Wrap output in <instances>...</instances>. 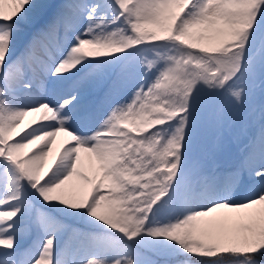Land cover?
Masks as SVG:
<instances>
[{"label": "snow or ice", "instance_id": "6c2138e0", "mask_svg": "<svg viewBox=\"0 0 264 264\" xmlns=\"http://www.w3.org/2000/svg\"><path fill=\"white\" fill-rule=\"evenodd\" d=\"M164 43L175 47L141 61L145 75L156 73L154 82L146 89L141 83L123 106L131 71L88 65ZM65 78L71 91H63ZM46 84L51 98L26 105ZM201 87L224 93L226 103L216 108L210 145L197 155L193 103ZM81 89L96 107L110 109L99 122L80 107ZM37 113L44 114L45 122L35 125L42 127L12 141ZM77 121L84 124L79 134L72 127ZM233 130L238 157L226 166L220 154L228 148L225 132ZM61 134L70 142L46 173L44 162ZM0 163L16 172L0 174V183L15 189L0 208L20 201L27 183L44 205L86 211L130 243L143 235L176 246L171 252L126 247L112 255L108 242L83 236L82 244L104 245L103 256L84 264H264V0H0ZM78 165L95 177L78 173ZM77 175L85 181L72 186L82 194L78 200L60 191ZM193 202L203 206L190 210ZM221 209L244 215L199 223ZM24 211L0 210V236L6 234L0 264H58L55 237L38 256L16 239L15 233L28 235L44 209L31 208L30 223Z\"/></svg>", "mask_w": 264, "mask_h": 264}, {"label": "rangeland", "instance_id": "374dc122", "mask_svg": "<svg viewBox=\"0 0 264 264\" xmlns=\"http://www.w3.org/2000/svg\"><path fill=\"white\" fill-rule=\"evenodd\" d=\"M5 7L10 8L11 6L5 5ZM174 47V45L169 43L140 46L139 48L129 50L128 52L120 54L114 58H102L99 60L88 61V65L94 70H107L113 65H121L127 67L131 71L132 74L128 84L124 88V91H122L119 98V103L121 106H123L130 102L133 92L140 86L141 83L145 85L146 89L147 86L153 83L155 80V72L149 73L147 75L144 74V71L141 67V61L144 59H155V54L157 52H169L173 50ZM18 48L22 52L24 43H18ZM162 67V64L158 65V69ZM49 78L54 79L52 77ZM68 84H70V81L67 79L66 82L64 81V85H66L63 88L64 92L71 91V88ZM194 95L197 97V100H195L193 103L195 126L193 128L192 149L193 152L198 155L202 150L206 149L210 145L211 140L215 135V111L219 105L226 103V98L222 92H215L214 90L210 91L202 87L199 88L197 93ZM79 98H82L80 107L93 112L94 122H99L101 117L106 115V112L110 110L96 107L91 102L88 89H81L79 92ZM65 123L71 124V121H67ZM175 124L176 122L174 121L173 126H175ZM72 127L77 129V134H79V131L83 129L84 124L80 121H77L72 125ZM164 127L168 128L167 125ZM168 130L169 132L172 131L171 128ZM233 134H235V130H233L231 133L225 132V142L227 143L228 148L225 152L220 154V157L224 160L226 166L234 163L238 157L237 147L230 143V141L228 143L229 138ZM17 139L18 135L13 134L11 140L14 141ZM81 139L85 141L88 140L87 137H81ZM51 156L53 159L57 157L55 152H53ZM77 171L84 176H88L89 179H93L95 177L94 170L88 168L87 166L80 165L78 166ZM0 174L5 176H14L16 175V172L10 165L0 163ZM77 176L80 178L79 175ZM80 180L81 185H84L85 181L81 178ZM4 190L8 196L13 194L15 191L13 188H6L4 183H0V195L4 194ZM101 191H106V189H101ZM81 195V193H78V196L72 198L78 200ZM164 199V207H167V198ZM36 206H40L44 209L39 223L33 225L30 228L27 236H21L19 233H15L16 239L19 242L25 244V246L30 250L31 256L39 255L44 241L49 237H55L58 252V264H69V260L70 264H84L85 260L91 255H104V245L82 244L81 238L83 236L96 237L98 240L108 242V244L111 245L110 254L112 255L117 253L123 254V249L126 247H144L135 245L133 242H128L122 234L113 232L106 226L97 222L94 218L89 217L86 214V211H69L55 203L51 205H44L43 202L39 200L38 196H36V194L33 192V190L28 187L27 183L24 185L22 199L20 201L13 202L11 205H5V207L0 208V210H11L12 207H22L25 209V211L21 214V216L30 223L31 221L29 219L28 212L31 208ZM103 210L104 209H102V211ZM192 210H197V208ZM184 214H186V212L181 210V217ZM158 219L161 220L162 224L168 222L166 215L158 216ZM20 227H23L22 223H20ZM0 238H6V234L5 236H0ZM140 239L142 243L147 245L151 244V246L154 247H159L162 242H167L168 246L174 245L173 243H170L166 240L152 239L143 235L140 237ZM170 251L171 249L167 252Z\"/></svg>", "mask_w": 264, "mask_h": 264}, {"label": "bare ground", "instance_id": "6f19581e", "mask_svg": "<svg viewBox=\"0 0 264 264\" xmlns=\"http://www.w3.org/2000/svg\"><path fill=\"white\" fill-rule=\"evenodd\" d=\"M67 79L68 78H65V82H66ZM64 86H66V85H64ZM34 97H35V100H33L32 98H27L26 101H25L26 105L27 104H33L35 102H46V101H44V98L45 97H49L50 98L47 84L45 85V91L43 93H41L37 89V91L34 93ZM193 107H194V105H193ZM43 115H44L43 113H37L35 115H29L28 117H26L24 119V121H23V124L18 129L17 133H15V135H18L19 137L22 136L26 131H28L30 129V127L35 126L38 122H40V120L43 118ZM35 128H36V126L33 129H30L29 132L26 133L25 135L28 136V135L32 134L33 132H35L34 131ZM68 140H69V138L67 136H64L63 134L58 136L57 139H56V143L53 145L52 153L55 152V155L58 156L60 154V152L62 151V148L64 146H67L66 143H67ZM229 141L231 143V137L229 138L228 143H229ZM42 143H41V145H33L30 148L26 149L24 151V153H23L24 158H27L28 156H31L32 153H34L40 146H42ZM81 155H82V161L87 159V154H83L82 153ZM54 160L55 159H53V157H50V155H49L47 160L44 162V167H45L46 173H47V169H49L53 165ZM78 166H80V165H78ZM65 171H66V169L61 167L60 169L58 168V171L56 170V174L58 176L62 177L64 175ZM90 173H92V172H90ZM50 179H51V177H50ZM73 185H81V180H80V178L78 176H74L72 178V180H70L68 182V184H66L64 186V188H62L60 191L65 193V194H67V195H69L70 197L78 196V193H75V192L72 191V186ZM6 196H8V195L5 193V190H4V194L0 195V200H4L6 198ZM243 199H245V197H241V201L242 202H243ZM202 206H203L202 203L193 202V203H191L189 208H191L190 210L197 208V211H198V210H200V207H202ZM240 215H244V213H235V212L230 213L227 210L221 209V210H219L216 213H212L209 217L201 218V221L199 223L201 225H205L209 221H212L215 218H220V217H225V216H240ZM51 236H53V235H51Z\"/></svg>", "mask_w": 264, "mask_h": 264}]
</instances>
